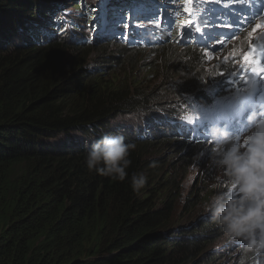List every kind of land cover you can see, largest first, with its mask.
Masks as SVG:
<instances>
[{"label": "trees", "instance_id": "obj_1", "mask_svg": "<svg viewBox=\"0 0 264 264\" xmlns=\"http://www.w3.org/2000/svg\"><path fill=\"white\" fill-rule=\"evenodd\" d=\"M92 1L100 0H0V264L206 263L214 257L209 250L217 227L207 215L189 224L191 231L172 227V191L158 206L163 198L155 189L161 181L155 173L146 175L147 170L159 172L161 164H150L147 153L161 138L140 139L148 135L141 124L135 141L133 132L126 137L135 148L129 178L123 181L89 171L84 156L92 140L112 130L107 123L115 114L126 122L143 110L154 117L176 115L183 122L193 111L192 101L215 102L210 93L220 87V73L230 71L231 58L211 63L193 42L181 45L191 30L175 39L164 37V45L151 49H129L122 39H91L88 28L109 13L108 7L98 8L100 3L94 13ZM112 1H118L119 11L131 9L127 0ZM178 1L173 19L157 21L162 35L175 31L178 36L184 27L191 28L193 16L183 10L186 0ZM150 39L144 38L148 47L154 43ZM113 45L124 58L141 55L132 63L143 60V66L157 68L161 81L138 86L136 92L123 82L111 84L106 78L110 71L104 70L121 57L109 51ZM97 46L107 48L105 65L91 66L81 50ZM180 70L194 74L182 77ZM208 72L213 73L200 77ZM156 126L148 124V133L156 132ZM133 172L148 177L139 192L130 187ZM176 180L172 177L162 189L168 185L171 190ZM201 191L190 200L192 209Z\"/></svg>", "mask_w": 264, "mask_h": 264}, {"label": "rangeland", "instance_id": "obj_2", "mask_svg": "<svg viewBox=\"0 0 264 264\" xmlns=\"http://www.w3.org/2000/svg\"><path fill=\"white\" fill-rule=\"evenodd\" d=\"M138 1V0H137ZM156 4L148 5V9H152L153 6L156 7V10L160 12H164L166 15L165 17H172L174 15V12L177 9H174L172 7V4H177V2H172V0H152ZM189 0L185 1V10L188 11L186 8V4H189L190 9L194 2L188 3ZM197 1V0H196ZM225 3L226 10L222 14V17L216 16L214 19H216L213 22H219L220 18H224V16L228 14H234L236 17L231 18V15L228 20H231L232 23H235L236 21L239 22H245L247 23V20L243 19H237L245 17L243 14H240L239 11H247L249 7L248 3L249 0H222ZM180 2V1H178ZM261 3H264V0H260ZM100 3V4H99ZM108 7L109 13L105 16L106 12H104L102 15L105 17L106 23H98L96 26L93 27V30L88 28L89 30L86 32L88 34V37L91 39H100L95 37V32H98L96 35L101 34V32L108 30V31H114L117 34L122 33V30L116 31L114 28V24L117 22L116 18L109 17V14L113 15H120V11L117 9V4H114L112 0H100L96 2L91 3V10L95 13L97 12L96 7ZM114 4V5H113ZM168 4L169 6H166ZM231 4V6L235 5V10L232 9V7H228V5ZM64 5V2H61L62 6ZM70 6L74 7L75 4L70 1ZM165 6V7H164ZM237 7H240L241 9H237ZM255 7V6H254ZM257 9L261 8L256 7ZM141 9H145L144 7H141ZM264 9V7H263ZM162 10V11H161ZM191 12V10H189ZM234 12V13H233ZM259 12V13H260ZM202 13L204 11L202 10ZM131 13L128 14L130 16ZM161 14V13H160ZM197 15V14H195ZM96 18V16H93ZM246 17H250V15H247ZM103 19V18H102ZM104 20V21H105ZM142 18H139V20L136 19L137 23H142ZM226 23L227 21H222ZM262 24V23H260ZM61 26V25H60ZM90 26V25H88ZM101 26V28H100ZM217 26L221 27V30L223 31L226 29L223 25L217 24ZM199 29L203 30L204 36L208 39H213L211 42H215V38L218 36V33H214L215 29H211L210 25L203 26L202 23H199L198 25ZM229 28H232L231 26H228ZM227 27V28H228ZM241 28V27H239ZM77 29V28H76ZM245 29L246 28H241ZM78 30V29H77ZM200 30V35L202 34V31ZM250 31L252 29H248L247 33L242 38H236L235 36L231 35L229 39L227 40H220L218 41V45H210V53H205L207 55L206 59L209 62H218V60H227L228 58L234 56V55H240V58L238 59V62L236 64H240L241 60L243 59L244 55L249 52L256 51L258 53V56L261 57V61L258 65L259 71L256 72H247L246 77L249 79V83H243L240 78H234L230 74H224L222 75L223 78L220 79V81H223L226 83V81H231L235 83V86L239 84H247V86H242L240 91L231 93L229 97L225 98V101L223 104H221L220 108H226L230 107V105L235 104L237 108L239 107V101L243 98V95L246 92V89H252L256 90V95L253 97V100L255 103H259L258 95L262 92L264 93V78H262L259 75H254L256 73L264 71V27H261L260 30L255 31L253 35H250ZM238 36V34H237ZM246 41V45H243L241 42ZM98 48H86L81 50V54L85 55L84 58L87 59L88 64L91 66H95V63L105 65L103 63V53L106 52L107 48L104 49L102 46H97ZM218 47H221L222 49H219ZM198 48L202 51L205 48H208L207 45L199 44ZM202 48V49H201ZM110 52H118L117 57L121 56L120 59L117 61V59H114L115 66L112 69H105L104 73H108L110 71V74H106V78H109V82L111 84L120 85L121 82L128 84V86L131 88V90H134L138 86L142 87H148L151 85H155L161 81L162 74L160 71L151 66H143L146 64V62H142L140 64H136L135 61L140 60L141 55H136L132 58L127 57L124 58L121 54H119L118 48L115 47V45L109 47ZM212 49V50H211ZM215 49H218L217 51ZM156 54V53H155ZM215 55V56H214ZM155 56V55H152ZM134 59V63H132V60ZM153 59V57H149L147 60ZM233 64V61L231 62ZM134 65L133 67H130L131 65ZM208 66V65H207ZM232 66V65H231ZM230 70H233L231 68ZM241 74V73H240ZM238 74V75H240ZM223 84V83H222ZM229 87V86H228ZM214 89V88H213ZM214 91L217 93L219 92L217 89H214ZM134 92H136L134 90ZM159 108V107H158ZM157 109V108H156ZM196 109L201 110L202 112H207L209 116L214 113L216 108H204L202 105H197ZM121 114H115L108 120H112L111 123H107V125H111V132H120L123 133L126 137L128 136L126 125L128 121H122L121 120ZM131 119V117L129 118ZM128 119V120H129ZM106 120V121H108ZM155 125H159V122H156ZM157 127V126H156ZM121 128V129H119ZM136 132L138 135V130L132 131ZM131 132V133H132ZM104 133V132H103ZM130 133V134H131ZM158 133L155 134V136ZM158 141L157 145L155 147H149L148 153H147V161H150L149 163H158V165L161 164V167H159V172H152L151 170L146 171V175L150 173H155V175L158 177V180L160 179V185L157 186L155 189L157 196L162 197L158 203V206L162 204L163 200L168 199L169 192L172 191L173 198L175 200L173 212L171 214V222L170 225L172 227H175V224H177V228L181 227L183 232H186L189 228L187 227L191 223L199 222L202 219L205 218V214L203 213V205L204 203L218 190V179L220 176V173L218 170H216L213 166H210L208 163L207 156H204L203 158H198V154L204 150V146L201 145H188L187 142L184 141L183 145L179 146L176 144L174 138H167L165 140ZM176 139V137H175ZM163 141V142H162ZM161 142V144H159ZM188 147V149H187ZM188 150V152H185ZM157 165V166H158ZM156 168V166L151 167ZM173 178L177 179L175 181V187L170 190V186L167 185L166 189H162L163 184H168V182ZM179 183V186H178ZM161 189V191H159ZM199 190H202L200 193V199L195 203V207L192 209V204L190 200H193L195 193ZM207 197V198H206ZM192 209V210H191ZM189 231H191L189 229ZM219 232V230H216ZM213 244L212 248L209 251H214V257L211 258L210 261L202 262L203 264H252L248 260H246V256L248 253L244 252L240 248V242L236 241L234 243L230 244H222L220 232L215 234L213 237ZM223 250H226L225 252ZM218 253V254H217ZM206 260V259H204ZM257 264H264V256H257Z\"/></svg>", "mask_w": 264, "mask_h": 264}, {"label": "clouds", "instance_id": "obj_3", "mask_svg": "<svg viewBox=\"0 0 264 264\" xmlns=\"http://www.w3.org/2000/svg\"><path fill=\"white\" fill-rule=\"evenodd\" d=\"M97 33L95 37L99 36ZM133 45L126 47L136 49ZM255 53L252 52V58ZM213 72L203 73L200 77L211 76ZM179 73L182 77L194 74L182 70ZM254 75L264 78V72ZM146 116L141 110L131 119L144 121ZM197 118L198 114L194 112L188 122L194 123ZM244 121L243 131L218 123L210 124L205 130V138L200 141L204 150L198 158L207 156L209 165L220 173L218 190L204 203L203 213L219 230L222 244L239 241L241 250L248 253L246 260L257 264V256H264V104L253 105ZM134 148L135 145L127 141L123 133L104 132L90 142L84 162L91 172L113 181H123L129 178L127 170L132 163L130 156ZM147 183L148 177L142 172H133L130 176V187L134 192L142 190Z\"/></svg>", "mask_w": 264, "mask_h": 264}, {"label": "water", "instance_id": "obj_4", "mask_svg": "<svg viewBox=\"0 0 264 264\" xmlns=\"http://www.w3.org/2000/svg\"><path fill=\"white\" fill-rule=\"evenodd\" d=\"M138 1L142 4V6L145 9H141L139 7V9H133V10L130 9V10L127 11V13H125L123 11H120V13H121L120 18L122 17L123 21H127V22L129 20H131V18L132 19L136 18L137 20H139V18H142V20H143L142 23H144L145 25H148V27H153V25H155V23H157V21H158V20L154 19L153 17H154V15L156 16V14L159 11H155L156 7H154V6H153L152 9H148L147 6L148 5H152V4H156V3H154L152 0H138ZM172 1L177 2V4H176L177 6L179 5L178 0H172ZM178 9L182 10V7L178 8ZM183 10H185V7H183ZM185 12H186V10H185ZM129 13H131L130 17L125 18L123 16V15H128ZM188 23H189V21H188ZM137 25H138V23L137 24L134 23L133 27L130 29L129 33H127V34L123 33L122 34V37H124V38L123 39L121 38L123 40V41H121V44L126 46V45H131V42L135 43V41L138 39V37L135 36L134 39L132 37L137 32L141 31L140 28L142 27V25H141V27L136 28ZM115 30L117 31V28ZM118 30H119V28H118ZM103 32L105 33V31H103ZM130 36H131V38L133 40L129 38ZM161 37H162V35H160V34H155L153 36H150L151 40H159ZM226 88L228 89L230 87H228V86L226 87V84H225V87L223 89H222V86H220L219 88H215V89H217V90L219 89L220 91L223 92V95L227 96L231 92L229 91V93H228V90H226ZM226 93H228V94H226ZM213 94H214V92H213ZM216 101H218L219 103L221 102L219 97L215 100V102ZM202 104H204V103L202 102ZM195 105H196V100L191 102V106H193L194 109L196 110ZM195 110L192 111V113H193L192 116H191L192 118H193L194 112H196ZM219 111H220V114L222 115V113L224 112V109H222V108L218 109V113L215 112V113L211 114V116L207 115L206 117L209 118V119H211L213 117L217 118L218 115H220ZM146 114H147V116H146L144 121H138V120L131 119V121L129 122L128 129H127L128 135H131L130 133L132 131L138 130V128H139L138 124H141L142 125L141 128H143L144 132L146 134H148L146 136L139 137L140 139H144V138H148V137H150L151 139H153V138H161V139L164 138V139H167V138H170V137L179 136V134H182L183 136H187V135L184 134L186 132L185 129H192L196 133H198V132H201L203 134L205 133L204 128H200L199 129V127L197 125H195V123H189L188 120L186 122H180L179 119L176 118V115H168V116L164 115L163 117L158 115V116L154 117L149 112L146 113ZM171 118H175V119L171 120ZM165 121H167L168 124H166ZM156 122H159V126L157 127V131L148 133V131L150 130V128L148 127V124H150V127H152V126L155 125ZM175 122H179V126L178 127H176L177 125H176ZM134 125L136 126V128H133ZM141 128H139V130H141ZM172 130H176L177 132L173 133ZM133 133H134L132 135L134 137L133 141H135L136 137H138V136L136 135L137 134L136 132H133ZM156 133H158V134L155 136ZM190 140L191 139L187 138V139H180L179 141H175V142H183V141H185V142H187V144L194 143L193 141H190Z\"/></svg>", "mask_w": 264, "mask_h": 264}, {"label": "bare ground", "instance_id": "obj_5", "mask_svg": "<svg viewBox=\"0 0 264 264\" xmlns=\"http://www.w3.org/2000/svg\"><path fill=\"white\" fill-rule=\"evenodd\" d=\"M171 1V0H170ZM193 1H195V3H197L198 4V1H196V0H193ZM221 2V1H220ZM221 3H223V2H221ZM136 5H138L140 8H141V5H140V2L139 1H137L136 0ZM135 5V6H136ZM187 5V4H186ZM199 5V4H198ZM197 5V6H198ZM167 6H169L168 4H167ZM165 7V6H164ZM172 7L174 8V6L172 5ZM192 8V7H191ZM248 8V7H247ZM174 9H177V8H174ZM237 9H241L240 7H237ZM191 10V9H190ZM162 11V10H161ZM242 12H244L243 10H240L239 11V13L241 14ZM258 12H260V9H258ZM199 13H202V11H200ZM199 13H196V14H199ZM234 13V12H233ZM261 13V12H260ZM230 15H231V18H234V17H236L234 14L232 15V14H226L224 17L227 19V18H229L230 17ZM93 16H95V15H93ZM166 15L163 13V16L162 17H160L159 19H162V18H164ZM243 16H245V14L243 15ZM97 17V16H96ZM103 19L101 20V23L103 22V24H105L106 23V20H105V17L103 16L102 17ZM168 18H170V19H173V17H168ZM95 19V18H94ZM105 20V21H104ZM226 21V20H225ZM133 23H135L136 24V20L135 21H133ZM235 23H237L238 24V22L236 21ZM158 27H159V25H158ZM189 29V28H188ZM241 31V28H236V29H232V28H226V29H224L223 31H221V27L220 26H216V28H215V30H214V33H220V32H222V34H221V40H227V39H229V37H231V35H233V36H235V37H238L237 36V32H240ZM101 33H104V32H101ZM106 33V32H105ZM105 33H104V35H105ZM109 33L112 35V36H114L115 38H117V35H116V33L114 32V31H109ZM138 39L136 40V44L135 45H133L135 48H142V49H144V48H146V42H145V40H144V36H142V34L140 33V32H138ZM192 41H190V40H188V39H185V41L186 42H183V43H181V45H184V44H188V42H193L195 45L194 46H196V47H198V45L199 44H201V45H203V44H205V45H207L208 46V48H205V49H203L200 53H201V55H204L205 53H210V45H212L211 44V42H208V38L204 41V42H196L195 40H193V38H190ZM153 42V41H152ZM129 47L131 48V45H129ZM149 48H151V47H149ZM202 49V48H201ZM205 58V57H204ZM231 71V70H230ZM227 75L229 74V73H226ZM223 78V76L221 77V79ZM231 78H232V76H231ZM220 83L222 84V81H220ZM226 83H227V85H226V87L227 86H229V87H231L232 88V90L234 89L235 91H237V90H239V89H241L242 88V86L241 85H243V84H239V85H237V86H235V83L234 82H231V81H226ZM225 83V84H226ZM225 84H222V86H224ZM225 87V86H224ZM212 104V103H211ZM197 105H201V104H197ZM215 106H216V104L214 103L213 105H212V108L211 109H213V108H215ZM234 107H236V105L235 104H233V105H230V107L228 108V110H226V112H227V116H224V115H221V124H223V123H231V122H233V120H234V118L237 116V113H238V111H239V109H238V111L233 115V116H230V117H228V114H230V111H232L233 109H234ZM182 108V107H181ZM183 109V108H182ZM180 111V110H179ZM186 111V110H185ZM184 111V112H185ZM189 112V111H188ZM196 113L198 114V116L200 117V118H203L205 115H208L207 114V112H202L201 110H196ZM180 114V113H179ZM178 114V115H179ZM186 114V113H185ZM153 116V115H152ZM210 125V123H203V127L204 128H207L208 126ZM186 131H187V133H188V130L186 129ZM189 131H191V133H192V129H189ZM197 133H195V138H196V140L197 141H194V143L193 144H195V145H201V143H200V141H201V138H199V139H197Z\"/></svg>", "mask_w": 264, "mask_h": 264}, {"label": "snow or ice", "instance_id": "obj_6", "mask_svg": "<svg viewBox=\"0 0 264 264\" xmlns=\"http://www.w3.org/2000/svg\"><path fill=\"white\" fill-rule=\"evenodd\" d=\"M194 23V21H192ZM264 27V24H257L255 26V28L252 29V31H250V35H253L256 31L257 28H261ZM252 53L249 52L247 55H244L243 57V62H247L249 60V58L251 57ZM260 69L255 68L254 71H259ZM192 117H188V120H191Z\"/></svg>", "mask_w": 264, "mask_h": 264}]
</instances>
